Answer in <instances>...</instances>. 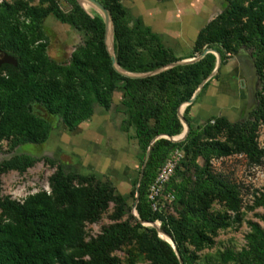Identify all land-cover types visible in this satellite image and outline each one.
Wrapping results in <instances>:
<instances>
[{
    "label": "rangeland",
    "instance_id": "1",
    "mask_svg": "<svg viewBox=\"0 0 264 264\" xmlns=\"http://www.w3.org/2000/svg\"><path fill=\"white\" fill-rule=\"evenodd\" d=\"M1 1L8 4L21 1L23 6L32 10L28 14L23 10L18 11L11 22L17 26V31L25 34L27 40H33L29 41V49L35 52L34 56L41 51L54 63L67 65L72 52L89 40L83 31L64 22V15L69 8L65 0ZM176 1L181 7L177 20L184 28V35L189 34L194 21L191 16L198 10L202 12L201 27L208 25L200 34L197 47L174 56L176 60L171 62L192 58L205 48L215 50L218 55L216 66L215 54L207 52L214 60L211 71L203 78H196L199 81L192 93L204 82L194 100L187 105H182V101L176 108L177 116L179 113L186 117V120L183 119L187 131L188 125L192 129V140L181 144V160L186 163L192 160L201 169V178H208L216 185L192 205L193 210H200L212 220L213 225L198 227L194 237L184 236L180 248L190 264H240L238 258L242 252L249 253L253 244L264 238V154L257 161L250 159L234 132L223 126L213 127L212 124L215 118L228 122L246 119L249 111L260 105L262 117L258 121L253 141L258 149L264 150V100L259 103L255 97L257 91L264 95L260 90L261 77L264 76V45L256 55L257 60H260L258 74L251 64V49L243 44L253 28L264 35V0H235V10L231 15L222 13L225 7L223 0ZM120 6L128 27L136 26V30L146 35V39L152 36L143 52L145 57L150 56L149 50L156 48L154 44L162 46L161 35L150 33L139 17H134L122 4ZM84 11L89 16H99L91 7ZM6 43H12L16 48L8 36H2L0 54L7 53L3 49ZM166 54L171 55L168 52ZM25 69L23 66L22 71ZM8 81H13L17 88L22 83L20 75L12 76L0 70V96L4 89L3 83ZM108 99L110 105L107 108L91 101V114L71 129L62 123L59 112L50 113L40 103L30 101L29 112L45 120L49 127L43 141L18 145L14 141L26 132L19 119H15V127L2 126L5 115L0 103V161L14 154L38 158L23 170L0 171V202L23 211L29 198L43 194L67 216V238L61 244V253L46 264H84L89 259L85 249L87 243L105 228L136 218L133 204L144 152L129 123L130 110L122 102L120 83L108 94ZM183 130L181 123L179 133L162 138L170 142L182 141L186 136L179 138ZM36 132L40 130L30 125L27 135L32 136ZM203 148H214V151L204 159L201 156ZM42 156L59 162L64 171L86 177L69 184L70 198L66 204L60 205L54 200L50 183L55 165L42 159ZM179 164L176 167L181 168ZM178 180V177L174 178L175 182ZM97 182L105 184L107 194L101 205L90 211L86 202ZM151 182L144 189L143 199L156 215L152 221H142L141 224L160 234L158 216L177 217L180 207L178 190L172 186L166 187L165 182L155 198L149 201L147 194ZM4 222L14 223L16 217L10 209L0 207V224ZM105 255L107 264H153L149 242L144 238L130 237L119 244H112Z\"/></svg>",
    "mask_w": 264,
    "mask_h": 264
},
{
    "label": "trees",
    "instance_id": "2",
    "mask_svg": "<svg viewBox=\"0 0 264 264\" xmlns=\"http://www.w3.org/2000/svg\"><path fill=\"white\" fill-rule=\"evenodd\" d=\"M98 1L111 16L113 52L119 68L142 73L176 60L171 50L158 43L154 44L155 49L149 50L150 56L145 57L143 52L148 47L146 42H150L152 36L146 39V35L136 30V26L132 28L127 26L120 6L121 0ZM223 1L225 7L222 13L227 15L234 13L235 0ZM65 2L69 8L64 15V22L89 36V40L81 48L72 52L67 65L54 63L43 56L41 51L34 56L35 52L29 49V41L33 40H27L25 34L17 31V26L11 22L18 11L23 10L28 14L32 11L30 8L23 6L21 1L10 4L0 2V38L8 36L16 44V48L12 43L4 44L3 49L15 57L16 65L3 66L2 70L12 76L20 75L22 79L19 88L13 85V81L3 83L4 89L0 96L5 115L2 126L15 127V119H19L22 129L26 132L16 138L14 144L38 143L45 138L49 124L29 112L30 101L40 103L50 113L59 112L62 123L71 129L91 114V101L94 100L107 108L110 105L108 94L116 89L117 83H120L122 102H125L130 110L129 123L143 152L156 136H172L179 133L181 123L176 108L180 102L190 97L199 81L196 78H203L211 71L213 56L206 53L197 61L174 65L144 77L122 76L110 66V59L103 44L101 18L98 15L89 16L76 0ZM207 25L197 31L191 49L197 47L200 34ZM148 31L150 32L149 29ZM243 44L251 49L254 67L260 74V60H257L256 55L263 48L264 35L253 28ZM167 52L171 55H167ZM23 66L26 68L24 71ZM261 80L260 90L264 92V76ZM255 97L259 103L264 100V95H261L260 91L255 93ZM182 117L186 120L184 115ZM260 117L261 107L257 105L249 111L246 119L228 122L222 118H215L212 126H223L234 132L242 150L250 159L257 161L264 154V150L258 149L253 141ZM30 125H35L40 132L32 136L27 135L30 132ZM191 131V126L188 125L184 140L179 142H170L162 137L152 142L137 187L138 200L134 205L136 218L132 217V221L124 220L105 228L94 240L87 243L85 249L89 253V259L84 264H107L105 259L107 248L130 237L144 238L149 242L153 264H179V260L183 264H190V260L184 256L180 248L182 238L194 237L198 227L213 225L212 220L206 218L200 210H193L192 205L216 187L210 179L201 178V169L197 164L192 160L187 163L183 162V159L179 161L181 168L175 167L174 170V175L180 176L179 180L175 182L174 178L170 177L166 182V187L172 186L178 190L180 207L177 217L158 216V228L171 238L177 256L169 243L161 238L155 229L145 228L141 222L152 221L156 215L143 199L146 185L154 179L157 167L173 148L182 150L183 141L192 140ZM213 151L214 148L208 150L203 148L201 156L206 159ZM41 158L55 165L50 183L51 194L58 204H66L70 198L69 184L72 181L84 180L86 177L79 173L64 171L60 163L52 158L47 156ZM36 160L37 157L14 154L0 161V171L23 170ZM106 194L105 184L97 182L87 198L88 210L94 211L100 206ZM0 207L10 209L16 217L14 223L0 224V264H46L59 257L60 247L67 238L68 230L67 216L63 210L56 209L43 194L29 198L23 211L11 207L8 203L0 202ZM238 261L240 264H264V238L257 240L249 253L242 252Z\"/></svg>",
    "mask_w": 264,
    "mask_h": 264
},
{
    "label": "crops",
    "instance_id": "3",
    "mask_svg": "<svg viewBox=\"0 0 264 264\" xmlns=\"http://www.w3.org/2000/svg\"><path fill=\"white\" fill-rule=\"evenodd\" d=\"M121 4L134 17H139L151 32L161 35V44L175 56H180L192 48L195 35L203 25L202 12L198 10L191 16L194 21L189 28V34L184 35L182 33L184 28L177 20L181 7L175 0H121Z\"/></svg>",
    "mask_w": 264,
    "mask_h": 264
},
{
    "label": "water",
    "instance_id": "4",
    "mask_svg": "<svg viewBox=\"0 0 264 264\" xmlns=\"http://www.w3.org/2000/svg\"><path fill=\"white\" fill-rule=\"evenodd\" d=\"M76 2L83 10H84V8L81 6V3L88 5L89 7H91L93 10H95L99 14V16H100V18L102 20V24H103V44H104V48L106 50V53H107V55H108V57L110 59V66L115 72H117L118 74H120L122 76H125V77H144V76H147V75H151V74L157 73V72H159V71H161V70H163L164 68H167V67H171V66L178 65V64H185V63H190V62L197 61L207 52H213L215 54V56H216V66L218 65V55L215 52V50H212V49H209V48H205L198 55H196V56H194L192 58L182 59V60H179V61L171 62L169 64H166L164 66H159V67H157V68H155L153 70L147 71V72L133 73V72L125 71V70L119 68L116 65V63H115V57H114V52H113V44H112V20H111V16H110L109 11L98 0H76ZM3 56L4 57L2 59H0V63L1 62H8L7 59H12L11 57H9L6 54H4ZM251 64H252V67L254 69L255 68L254 67V63H251ZM211 74H212V72L208 75V77ZM203 82H204V80L198 85V87L192 93V95L187 100L182 102V105H187V104L191 103L194 100V98L196 97V94H197L198 90L200 89L201 85L203 84ZM178 118H179V120L181 121V123L184 126V130L179 136V138H182L186 134L187 124L184 121L183 117L179 113H178ZM163 136L169 137L167 135H158V136H156L155 138L152 139V141H150V143L148 144V146H147V148H146V150L144 152L142 164L140 165L138 178H137V181H136L135 200H134L133 206L135 205V202L137 200V186H138V183H139V181L141 179L143 168H144L146 159L148 158L151 144L157 137H163ZM158 232L165 236V238H164L160 234H158L161 238H163L166 242L169 243V245L172 247L175 255L177 256V252L175 250V247L173 245V242H172L171 238L167 234H165L163 231H161L159 228H158ZM179 264H183V263L179 260Z\"/></svg>",
    "mask_w": 264,
    "mask_h": 264
},
{
    "label": "built area",
    "instance_id": "5",
    "mask_svg": "<svg viewBox=\"0 0 264 264\" xmlns=\"http://www.w3.org/2000/svg\"><path fill=\"white\" fill-rule=\"evenodd\" d=\"M182 157V150L180 148H173L169 155L163 160V162L157 167L156 174L153 181L148 188V200L151 201L157 195L159 189L170 178L180 177L174 175L176 165L179 163Z\"/></svg>",
    "mask_w": 264,
    "mask_h": 264
},
{
    "label": "flooded vegetation",
    "instance_id": "6",
    "mask_svg": "<svg viewBox=\"0 0 264 264\" xmlns=\"http://www.w3.org/2000/svg\"><path fill=\"white\" fill-rule=\"evenodd\" d=\"M4 54H6V55H8L9 57H11L14 61H13L12 59H7L8 62H1V63H0V69L2 70V67H3V66H13V67H14V66L16 65V59H15V57L12 56V55L9 54V53H4ZM4 54H3V53L0 54V59H2V58L4 57V56H3ZM5 59H6V58H5Z\"/></svg>",
    "mask_w": 264,
    "mask_h": 264
},
{
    "label": "bare ground",
    "instance_id": "7",
    "mask_svg": "<svg viewBox=\"0 0 264 264\" xmlns=\"http://www.w3.org/2000/svg\"><path fill=\"white\" fill-rule=\"evenodd\" d=\"M81 6H82L85 10H88V9H89V6L86 5V4L81 3ZM160 235H161L162 237L165 238V236H164L163 234H160Z\"/></svg>",
    "mask_w": 264,
    "mask_h": 264
}]
</instances>
